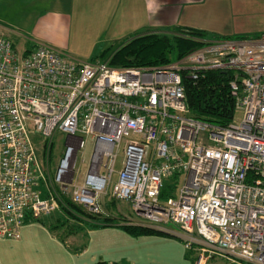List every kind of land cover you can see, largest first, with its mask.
I'll list each match as a JSON object with an SVG mask.
<instances>
[{
    "label": "built area",
    "instance_id": "2783aa9c",
    "mask_svg": "<svg viewBox=\"0 0 264 264\" xmlns=\"http://www.w3.org/2000/svg\"><path fill=\"white\" fill-rule=\"evenodd\" d=\"M200 41L164 67L115 68L111 58L78 59L44 44L25 54L0 30V241L20 240L65 197L100 215L111 195L147 227L180 238L195 264L218 256L264 264V36ZM210 71L232 73L241 122L190 115L183 74ZM57 133L67 142L52 172L35 136L48 156ZM88 138L94 151L79 185ZM166 187L179 190L164 199Z\"/></svg>",
    "mask_w": 264,
    "mask_h": 264
},
{
    "label": "crops",
    "instance_id": "0c3cea01",
    "mask_svg": "<svg viewBox=\"0 0 264 264\" xmlns=\"http://www.w3.org/2000/svg\"><path fill=\"white\" fill-rule=\"evenodd\" d=\"M223 10L220 0H2V33L10 32L5 25L20 29L23 35L18 37L16 32L14 35L15 39H22L25 54L44 44L89 60L94 48L85 50L84 46L92 41L94 47L120 43L151 31L173 29L218 35L209 20ZM15 39L11 40L17 46ZM108 200L107 205L115 202ZM42 219L44 224L29 221L22 229L20 240L0 241V264L103 261L101 254L92 249L94 240L90 238L88 242L87 236L78 230L58 232L55 219Z\"/></svg>",
    "mask_w": 264,
    "mask_h": 264
},
{
    "label": "rangeland",
    "instance_id": "374dc122",
    "mask_svg": "<svg viewBox=\"0 0 264 264\" xmlns=\"http://www.w3.org/2000/svg\"><path fill=\"white\" fill-rule=\"evenodd\" d=\"M223 6V12L215 13V18L209 20L211 28L218 31V35H209L206 40L211 39H232V40H255L264 36V0H220ZM214 6V4H213ZM209 16V15H208ZM207 16V17H208ZM7 30L5 36L15 39L18 34L23 35L20 29L13 25H5ZM0 30L2 31V0H0ZM14 32L17 34L14 35ZM161 33V32H160ZM17 49L20 52L24 51V45L21 38L15 39ZM125 42V41H123ZM111 43L105 45H94L93 41L90 45H85L84 49L94 48V55L89 60L91 61H107L117 51L123 43ZM96 48V49H95ZM243 119V112L238 111L235 118L236 122H241ZM67 137L57 133L55 135L54 144L48 156L44 154V142L40 136H35V143L38 147L39 159L41 162L49 161L50 170L53 172L56 163L61 158ZM94 151V141L88 138L87 147L84 155L79 157L77 163L78 180L77 184L81 185L89 171L91 158ZM122 156L117 167V171L122 168ZM118 175L115 174L114 182L117 181ZM169 181L168 183H170ZM172 189V193H177L179 189ZM111 194V190H109ZM106 197V204L110 203ZM70 200L65 197L64 200ZM104 200V199H103ZM113 200V199H111ZM105 201V200H104ZM114 201V200H113ZM72 202V201H71ZM73 203V202H72ZM114 204L105 205V212L98 215L96 219L92 220L91 214L82 207L84 212L74 209L75 215L78 218L70 216V220L66 217L63 209L57 210L50 216H43L47 220H54L56 222L59 217H64L68 220V228H75L87 236V240H94L92 242V249L99 255L103 261L117 263V264H195L194 254L189 252L184 242L173 235L154 231L147 234L135 235L124 229L121 224L145 225V220L138 216L130 203L125 201H115ZM78 206V205H77ZM96 216V215H95ZM108 216H114L116 219L112 223H106ZM89 217V218H88ZM60 223V222H58ZM96 223H99L96 226ZM61 224V223H60ZM147 227V226H146ZM69 231L67 227L59 229L58 232ZM174 229H176L174 227ZM90 231V232H89ZM89 232V234H88ZM15 241V240H14ZM208 264H239L229 262L223 257L211 258Z\"/></svg>",
    "mask_w": 264,
    "mask_h": 264
},
{
    "label": "trees",
    "instance_id": "16d2710c",
    "mask_svg": "<svg viewBox=\"0 0 264 264\" xmlns=\"http://www.w3.org/2000/svg\"><path fill=\"white\" fill-rule=\"evenodd\" d=\"M208 36L209 34L204 31L193 29H173L167 32L151 31L137 35L120 45L111 57V66L115 68L152 69L164 67L202 47L204 43L200 40H205ZM231 76V72L223 75L216 71H210L198 80H193L189 78V73L185 72L183 74V84L190 115L211 125H230L235 120L238 112L236 100L232 97L229 87ZM172 191L170 187L164 188L162 198H168ZM105 205L107 204L104 201V212ZM61 209H63L69 221H71V215L77 218L74 209L84 212L68 199L65 200ZM97 216L91 215L90 218L94 220L98 218ZM105 219L106 223H112L116 218L108 216ZM30 221L45 223L42 218L31 219ZM57 222L61 223L55 224L57 230L65 227L69 229L68 220H65L64 217H59ZM126 223L121 226L135 235L156 231L146 226ZM98 225L99 223H96V226ZM69 230L76 229L71 228Z\"/></svg>",
    "mask_w": 264,
    "mask_h": 264
}]
</instances>
